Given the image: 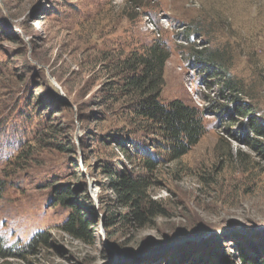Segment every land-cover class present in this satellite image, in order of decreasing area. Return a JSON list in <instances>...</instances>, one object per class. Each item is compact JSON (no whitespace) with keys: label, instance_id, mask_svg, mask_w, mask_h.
I'll return each instance as SVG.
<instances>
[{"label":"rangeland","instance_id":"1","mask_svg":"<svg viewBox=\"0 0 264 264\" xmlns=\"http://www.w3.org/2000/svg\"><path fill=\"white\" fill-rule=\"evenodd\" d=\"M142 1L0 0V264H264V138L226 122L216 80L188 56L215 51L264 125V0ZM159 35L160 99L196 106L205 125L174 161L117 92L118 62ZM120 171L150 182L144 223L110 188ZM63 190L93 215V243L61 229Z\"/></svg>","mask_w":264,"mask_h":264},{"label":"trees","instance_id":"2","mask_svg":"<svg viewBox=\"0 0 264 264\" xmlns=\"http://www.w3.org/2000/svg\"><path fill=\"white\" fill-rule=\"evenodd\" d=\"M135 7H142V0H131ZM186 32V31H185ZM201 33L203 31H200ZM188 56L192 62L207 71L211 78L216 80L218 88L217 98L225 100L229 106H225L226 122L234 124V116L246 118L243 128L260 138H264V125L254 118H247L250 114V105L242 104L241 96L244 95V85L241 80L231 75H222L227 66L215 51H208L199 47H189ZM170 49L160 35L140 48L131 50L119 62V73L123 75L117 92L121 98H129L128 111L135 119L147 123L153 128L159 138L161 154L174 161L187 154L198 143L205 133L203 113L194 105L184 103L181 99H173L163 102L160 99L164 84V68ZM210 68L211 70H209ZM214 69H220L218 73ZM208 76V75H207ZM112 95V93H111ZM264 152V149L262 150ZM145 166L151 170L154 168V160L147 156ZM113 170L111 169L110 172ZM115 179L110 188L115 192L123 207H127L133 219L139 223L148 220L147 211L141 206L145 200V192L150 186L146 176H132L127 172H115ZM113 178V177H111ZM56 201L69 207L70 212L63 222L61 229L68 235L86 243L94 242V234L90 228L93 215L83 216L78 201L72 191L63 190L55 196ZM151 212V211H150ZM115 215L110 214L106 224L111 226L115 222ZM123 220L129 219V214H124ZM33 243L46 242L45 236L39 234L34 237ZM256 251L255 248L251 249ZM6 251L0 246V254ZM244 264H260L242 256ZM196 262H194L195 264Z\"/></svg>","mask_w":264,"mask_h":264},{"label":"built area","instance_id":"3","mask_svg":"<svg viewBox=\"0 0 264 264\" xmlns=\"http://www.w3.org/2000/svg\"><path fill=\"white\" fill-rule=\"evenodd\" d=\"M150 24H151V27H154V24H153V22H151Z\"/></svg>","mask_w":264,"mask_h":264}]
</instances>
